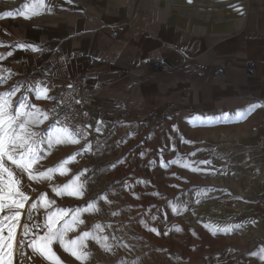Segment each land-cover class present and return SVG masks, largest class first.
<instances>
[{
    "label": "crops",
    "instance_id": "1",
    "mask_svg": "<svg viewBox=\"0 0 264 264\" xmlns=\"http://www.w3.org/2000/svg\"><path fill=\"white\" fill-rule=\"evenodd\" d=\"M30 2L0 0V15L15 14L0 19V76L11 73L0 92L22 86L14 105L28 96L42 107L79 79L105 113L102 145L86 153L105 160L113 147L122 156L149 135L179 134L264 173V0H44L25 19Z\"/></svg>",
    "mask_w": 264,
    "mask_h": 264
},
{
    "label": "rangeland",
    "instance_id": "2",
    "mask_svg": "<svg viewBox=\"0 0 264 264\" xmlns=\"http://www.w3.org/2000/svg\"><path fill=\"white\" fill-rule=\"evenodd\" d=\"M39 108L43 111V106ZM134 123L137 122L127 127L128 131L139 128L140 123L136 126ZM49 125L45 121L37 132L44 133ZM182 140L179 134H152L122 156L115 154L116 147H113L105 160L98 154L101 151L98 148L97 154L86 153L82 139L77 144H54L50 154L42 153L43 158L35 163V172L53 168L77 152L88 154L89 160L79 164L77 155L74 162L66 165L70 169L67 175L57 172L51 180L40 182L21 176L13 168L22 181V190L31 197L22 210L13 264H50L27 243L21 246V240L32 238L22 234L26 222L30 226L43 224L46 212L53 208H84L104 194L107 200H98L99 210L82 213L80 218L84 223L67 236L73 239L84 231H92L96 224L104 226L96 235L108 237L111 251L87 239L84 251L91 255L86 264H264V173L247 169L240 158H213L210 151L196 148L190 139V143ZM176 159L179 164L169 163ZM185 162L200 171L182 167ZM80 172H83L79 181L84 185L82 198L61 197L52 191L51 186L62 187ZM138 180L146 183H137ZM202 191L206 194L198 196ZM41 193H47L55 204L49 209L38 207L33 212V220L27 221L28 206ZM206 225L231 228V231L217 230L213 234ZM177 227L181 230L176 231ZM149 228H155L159 235ZM53 248L63 264H81L58 243Z\"/></svg>",
    "mask_w": 264,
    "mask_h": 264
},
{
    "label": "snow or ice",
    "instance_id": "3",
    "mask_svg": "<svg viewBox=\"0 0 264 264\" xmlns=\"http://www.w3.org/2000/svg\"><path fill=\"white\" fill-rule=\"evenodd\" d=\"M71 2V0H69ZM190 2V0H189ZM44 0H31L30 3H26L22 10L19 11V15L25 19H31L35 15H40L45 9ZM51 10L50 8L48 9ZM6 16L15 15L12 12L5 13ZM4 15H0V19L4 18ZM0 46H5L0 44ZM20 48L26 47L25 45H18ZM30 47V46H29ZM38 49L33 48V51ZM11 56L12 53H7ZM3 55H0V59H4ZM11 77L9 72L8 76H0V80H7ZM20 85L14 86L12 90L0 92V264H13L14 247L16 244L17 229L21 227L20 220L24 214L26 203L31 199L22 190V181L17 177L15 168L19 171L20 175H27L29 180L40 182L42 180H51L54 173L60 175H67L70 171L66 165L75 161L77 155L81 153H73L72 156L62 160L58 165L53 168H49L43 172H35L34 165L37 161L43 158V155L50 154V149L54 144H77L80 139L87 137V132L80 128L75 130L69 126L61 125L57 126L58 122H54L49 125V130L44 133L35 131L34 129L39 127L45 121L49 119L48 113L41 111L34 103H32L28 96H23L21 99L13 103V98L20 90ZM36 93V99L48 100L51 97L48 96V89L45 87H36L32 89ZM257 107V106H252ZM55 111V109H53ZM227 117V114H225ZM98 126L97 132L101 131ZM190 143V141H185ZM44 145L47 148L43 147ZM91 150V144H88L85 151ZM191 155H195L192 153ZM123 163V161H120ZM169 163L179 164V159L172 160ZM201 163H211V161H202ZM163 167H167L168 164H163ZM182 167L190 168L192 171H200L199 168H193L191 164L185 162ZM115 167V165H112ZM83 172H80L67 184L60 186H51L52 191L57 195L63 197L64 195L73 196L76 198H82L84 195V185L79 183L80 176ZM137 183H146L145 181L138 180ZM131 187V185H129ZM205 192L197 193V195H205ZM156 195H159L156 193ZM139 197H137L138 199ZM107 200V194L98 198L96 201H90L87 207L84 208H53L51 211L46 212L43 224H32L31 226L26 222L23 225V235H31V239L28 241L21 240L20 244L23 246L27 243L34 253L41 254L47 259L50 264H63L60 257L57 255L54 244L72 255L75 259L79 260L81 264H86V261L90 258L91 253L84 251L87 247L85 241L92 239L101 245L106 251H111L112 246L107 243L108 237H100L96 235V232H102L104 226L96 224L93 226L92 231H84L79 236L68 239V233L77 230L79 224H83L84 221L80 218L82 213L98 211V200ZM199 202V201H197ZM110 203V201H109ZM55 204L54 200H49L47 193H41L36 201H33L28 206L27 221L33 220V212L38 207L45 209L52 208ZM173 211H176V206L173 205ZM119 213H113L118 215ZM155 219V217H153ZM141 223H144L141 221ZM147 228L148 225L144 224ZM111 227V225H108ZM213 234L217 230L228 232L231 228L217 229L215 226L206 225ZM236 227H239L237 225ZM33 229H40L41 231H33ZM180 228H176V231H180ZM149 231L159 232L155 228H149ZM42 233V234H41Z\"/></svg>",
    "mask_w": 264,
    "mask_h": 264
},
{
    "label": "built area",
    "instance_id": "4",
    "mask_svg": "<svg viewBox=\"0 0 264 264\" xmlns=\"http://www.w3.org/2000/svg\"><path fill=\"white\" fill-rule=\"evenodd\" d=\"M118 33L113 30L112 37H117ZM37 58L41 59L42 54H37ZM254 66V62H249ZM152 67L157 71H168L169 65L163 61L152 63ZM55 109V111H53ZM43 112L48 113V122L52 125L58 122L57 126L67 125L75 130L80 128L87 132L86 142L83 145L91 144V147L100 146L102 143V131L97 132L98 122L105 119V113L98 107H95L93 91L88 83L76 79L69 82L68 86L62 92L54 96L52 100L43 105ZM99 123V127H100ZM133 125H137L134 123ZM88 154H80L76 160L79 164H86ZM90 159H92L90 157Z\"/></svg>",
    "mask_w": 264,
    "mask_h": 264
}]
</instances>
